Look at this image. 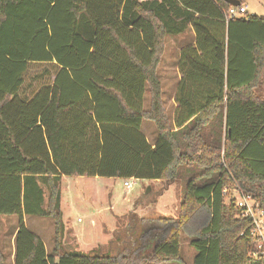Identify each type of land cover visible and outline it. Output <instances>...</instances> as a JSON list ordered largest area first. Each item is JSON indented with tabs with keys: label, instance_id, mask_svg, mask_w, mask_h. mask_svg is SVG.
Segmentation results:
<instances>
[{
	"label": "trees",
	"instance_id": "trees-1",
	"mask_svg": "<svg viewBox=\"0 0 264 264\" xmlns=\"http://www.w3.org/2000/svg\"><path fill=\"white\" fill-rule=\"evenodd\" d=\"M230 7L0 0V215L17 217L13 264H183V234L192 264L259 263L232 196L264 210V17H227ZM188 27L170 113L158 75L164 39ZM62 176L178 181L177 214L149 218L137 244L114 252L65 251ZM24 215L51 221V254Z\"/></svg>",
	"mask_w": 264,
	"mask_h": 264
},
{
	"label": "rangeland",
	"instance_id": "rangeland-1",
	"mask_svg": "<svg viewBox=\"0 0 264 264\" xmlns=\"http://www.w3.org/2000/svg\"><path fill=\"white\" fill-rule=\"evenodd\" d=\"M243 6L248 15L264 17V0H244ZM193 39V31L189 27L182 34L166 35L164 39L162 64L158 74L162 99L170 113L173 111V104L170 101L169 105L167 99L170 97L169 90L174 87L178 79V70L176 69L177 71H173L170 77L166 78L163 76V69L166 68L169 72V68L177 67L180 49L191 43ZM144 107H147L146 99ZM142 131L147 140L153 142L155 129L152 122H144ZM125 180L131 183L130 188L123 185ZM181 189L178 181L168 183L163 180L149 183L147 180L127 178L112 181L108 177L63 176L60 181V212L63 214V221H67L69 230L64 237V249H78L79 243H76V239H79L81 243L97 240L98 243L101 242L103 251L111 249V252L118 250L125 241L133 245L137 244L141 232L148 228L149 218L176 216ZM126 210L132 215L115 216ZM4 216L0 215V239L2 240L3 234L7 235V238H3L2 245L4 242L9 243L8 236L13 231L9 219ZM12 218L17 220L16 216ZM40 218L42 217H28L27 223L32 228L38 225V228L43 231L42 236L50 246L51 237L48 234L52 232L51 222L46 217ZM149 239L151 240L147 249L151 250L154 240L152 237ZM188 240V236L181 235L180 250L183 264H192L194 255ZM8 243L5 244L6 248ZM5 264L8 263L5 261Z\"/></svg>",
	"mask_w": 264,
	"mask_h": 264
},
{
	"label": "crops",
	"instance_id": "crops-1",
	"mask_svg": "<svg viewBox=\"0 0 264 264\" xmlns=\"http://www.w3.org/2000/svg\"><path fill=\"white\" fill-rule=\"evenodd\" d=\"M191 43H193V41L191 42ZM161 64H162V62H161ZM161 64H160V66H159V68H158V70L160 69V67H161ZM178 70V65H177V67H172V68H169V72H168V70L166 69V68H164L163 69V76H165L166 78H168V77H170V75H171V73H173V71H177ZM167 71V72H166ZM177 73V72H176ZM174 74H175V72H174ZM178 75V79H177V81H176V83H175V85H174V87L173 88H171L170 90H169V92H170V97H169V99H167V103L169 104L170 103V101L172 102V104H173V110H174V108H175V106H176V104L174 103V101H173V97H174V94H175V92H176V88H177V83H178V81H179V79H180V77H181V74L179 73V70H178V73H177ZM180 74V75H179ZM159 75V74H158ZM162 89V88H161ZM164 103V102H163ZM164 105H165V103H164ZM170 105V104H169ZM166 106V105H165ZM63 177V176H62ZM61 177V178H62ZM82 177H85V176H82ZM95 178L97 177V176H94ZM108 179H111L112 181H115L116 179H120V178H108ZM143 181V180H142ZM149 183H153V182H160L161 180H147ZM60 206H61V203H60ZM127 213V210L124 212V213H118V214H116L115 216L117 217V216H120V215H124V214H126ZM120 214V215H119ZM35 217V215H29V216H27V215H24L23 216V221H24V224H25V226L32 232V233H34L36 236H38L40 239H41V241L43 242V244H44V247H45V251H46V253L47 254H51L53 251V233H54V227H53V225H52V223H51V225H52V232H51V234H48V236L49 237H51V245L49 246L47 243H46V241H45V238L42 236L43 235V231L41 230V228H38V225L36 226V227H34V228H32V227H29V225H28V223H27V219H28V217ZM4 217H7L8 219H9V221H10V223H11V225L13 226V231H12V233H11V235H9L8 237H10L9 238V243L8 242H4V245H2L1 243H3L2 242V240H4L3 238L4 237H6L7 235H5V234H3V238H2V240L0 239V251L2 252V254L4 255V257H5V261L8 263V264H13V260H14V235H15V232H16V228H17V220L16 219H14V218H12V217H14V216H4ZM36 217H41V216H36ZM61 217H62V221H63V214H62V212H61ZM40 219H44V217H42V218H40ZM77 221H78V219H77ZM51 222V221H50ZM63 227H64V230H63V234H62V237H61V247H62V249L63 250H65L64 249V244H63V241H64V237L66 236V234L69 232V230H68V224H67V221H63ZM75 235V234H74ZM0 238H1V235H0ZM7 238V237H6ZM77 240V242L76 243H79L78 244V249H66V251H79V252H82V253H91L93 250H95V249H97V248H100L101 247V242L100 243H98V241L97 240H93L92 242H89V243H86V242H84V243H81V241H79V239H76ZM6 243H8V247L6 248ZM2 245V246H1ZM60 250V249H59ZM55 257V260L57 259V255H54Z\"/></svg>",
	"mask_w": 264,
	"mask_h": 264
},
{
	"label": "built area",
	"instance_id": "built-area-1",
	"mask_svg": "<svg viewBox=\"0 0 264 264\" xmlns=\"http://www.w3.org/2000/svg\"><path fill=\"white\" fill-rule=\"evenodd\" d=\"M244 6L230 7L226 13L227 17H236L245 12ZM123 185L130 188L131 183L124 181ZM233 203L240 210L241 217L250 218V233L254 239V250L249 252V256L258 259V264H264V210L260 208L258 202L249 194L234 191ZM79 221V220H78Z\"/></svg>",
	"mask_w": 264,
	"mask_h": 264
},
{
	"label": "water",
	"instance_id": "water-1",
	"mask_svg": "<svg viewBox=\"0 0 264 264\" xmlns=\"http://www.w3.org/2000/svg\"><path fill=\"white\" fill-rule=\"evenodd\" d=\"M227 3H229L232 7H238L240 6V2L238 0H225Z\"/></svg>",
	"mask_w": 264,
	"mask_h": 264
}]
</instances>
